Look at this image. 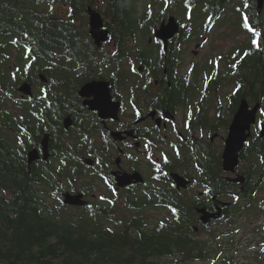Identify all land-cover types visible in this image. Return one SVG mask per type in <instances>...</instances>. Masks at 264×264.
I'll return each mask as SVG.
<instances>
[{
    "label": "trees",
    "instance_id": "trees-1",
    "mask_svg": "<svg viewBox=\"0 0 264 264\" xmlns=\"http://www.w3.org/2000/svg\"><path fill=\"white\" fill-rule=\"evenodd\" d=\"M2 1L8 9H0V264H215L221 259L225 264H236L225 255L228 246L235 244L225 237L235 231L229 229L219 235L212 226H232L241 217L257 219L264 215V137L253 135L245 144L239 171L246 180L241 184L222 177L225 172L220 153L200 156L196 162L199 170L208 172L210 186L222 188L220 195L229 205L216 223L198 221L196 234V202L183 197L170 181L129 191L123 206L114 203L115 198L77 208L79 213L65 205L60 192L89 189L82 184L93 172L82 156L72 157L63 150V140L56 136L57 115L47 116L45 102V94L54 102L60 96L70 98L71 91L75 93L91 78L114 80L112 72L122 66L124 57L144 64L145 73L152 71L159 83L168 85L170 81L174 93L164 98L166 104L173 99L183 104L198 99L204 81L198 86L197 75L194 84L179 76L182 46L194 36L200 40L203 32L218 22H228V17L221 18L228 13L232 0H146V9L140 0H71V8L60 0ZM90 4L97 6L107 22L117 45L113 55L84 49L83 40L74 42L86 35L87 27L76 22L88 18ZM166 9L181 11L180 20L189 22L170 42L168 53L161 42L149 45L153 50L142 48L146 36L166 17ZM233 11L236 20L230 27L235 26V35L248 33L249 41L226 53V70L212 74L208 93L202 96L208 100L211 91L234 86L225 96L230 116L224 120L227 129L243 99L252 105L262 104L259 117L264 121L263 12H257L256 0H238ZM245 16L260 36H253L245 27ZM253 39L256 45L251 43ZM133 61L130 75L139 77ZM41 73L47 77V84H39ZM26 81L34 86L33 97L19 92ZM209 110L211 113L210 105ZM48 122L54 131L48 129ZM209 123L216 121L210 118ZM45 133L50 135L55 156L30 165L28 153L41 149ZM178 158L173 160L176 165L181 162ZM186 167H193L189 157L177 169ZM49 196L58 203L50 202ZM258 264H264V257Z\"/></svg>",
    "mask_w": 264,
    "mask_h": 264
},
{
    "label": "flooded vegetation",
    "instance_id": "flooded-vegetation-1",
    "mask_svg": "<svg viewBox=\"0 0 264 264\" xmlns=\"http://www.w3.org/2000/svg\"><path fill=\"white\" fill-rule=\"evenodd\" d=\"M61 1L62 5L71 8V0ZM88 8L89 5L88 18L85 16V19L76 22L87 27L86 35L78 37L74 42L80 43L83 40L84 49L92 48L99 52L100 48L95 45L89 33ZM0 9H8V4L2 1ZM108 42L114 44L111 37ZM115 48L117 50V45ZM122 59V66L116 67L112 72L114 80L91 78L81 84L75 93L71 91L68 94L70 98L60 96L57 102L45 94L47 116L57 115L56 136L63 140L65 152L72 157L82 156V160L85 157L95 160V164L89 166L96 172L91 179L103 181L110 191V194L102 195L105 196L102 201L108 202L109 196H112L125 202L129 191L151 184L157 187L170 181L183 197L196 202L193 217L196 221L195 233L198 234V221L201 222L203 215L198 210L217 212L219 206L216 205L215 198L222 202L227 201L224 195H220L222 188L210 186L208 172L202 173L196 163L200 156H208L209 153H220L222 159L225 137L220 132L222 133L223 128L226 129L225 118L218 111H213L214 116L210 117V97L208 100L202 99L208 93L204 89L198 99L193 98L188 104L175 99L170 105L166 104L164 98L173 97L174 93L170 89L173 86L170 81L168 85L159 83V79L148 69L146 73L140 72L139 77L131 76L126 67L129 58ZM83 69L84 67L79 68L78 71ZM164 72H168L167 68ZM94 79H106L110 82V101L97 105L94 91L81 95L83 86ZM160 85L162 86L159 90ZM210 118L216 123L210 125ZM48 127L54 131L51 123ZM220 137L222 143L217 142ZM50 155L55 156V149L51 144ZM174 157L181 159L178 165L173 162ZM186 157L190 158L193 167L178 170L177 166L183 165ZM124 172H139L145 183L119 187L117 179ZM173 172H179L189 182L187 187L177 188L171 176ZM222 177L225 178L226 175L223 174ZM82 192L88 198L89 191ZM225 207L227 206H220L222 217ZM218 220L211 222L216 223Z\"/></svg>",
    "mask_w": 264,
    "mask_h": 264
},
{
    "label": "rangeland",
    "instance_id": "rangeland-1",
    "mask_svg": "<svg viewBox=\"0 0 264 264\" xmlns=\"http://www.w3.org/2000/svg\"><path fill=\"white\" fill-rule=\"evenodd\" d=\"M141 5L143 9H146L147 6L145 4L146 0H140ZM238 0H232V2L227 6L228 7V13L225 15L223 14L221 20H224L228 17V22H225L220 25V22L213 28L210 32L205 33L201 36V40H198L196 36L192 37L188 43L184 44L182 46L183 54H182V61L183 65L181 67V71L179 73V76L182 75L186 81L190 84H194L195 76L197 75V84L198 86L203 85V81L209 76L214 73L215 71H219V73H224L226 70V60L225 55L226 53L234 46H238L241 44L246 43L249 41L250 35L246 32L240 33L235 35V26L230 27V24L235 22L236 20V14L233 11V8L235 7ZM143 12V10H141ZM165 19L161 22H165L164 25L167 26L169 22L167 21L168 17L171 15L173 18H182L181 11L178 12L177 9H174L173 11L166 9L164 10ZM179 16V17H178ZM263 18H264V12H263ZM161 22L157 25V29L160 28ZM180 21V23H188ZM207 37V41H204V38ZM153 39V42H152ZM156 39L152 38L151 35H147L145 38V42L141 43L140 45L142 48H147L150 50H153L151 48V45L155 46ZM206 42V43H205ZM90 43V42H89ZM199 44V45H198ZM150 45V46H149ZM198 45V46H197ZM99 51L103 53H110L113 55L116 48L115 45L111 42H105L99 47ZM155 50V49H154ZM196 52V53H195ZM195 53V54H194ZM133 60H130V64ZM135 62V61H133ZM136 63V62H135ZM138 62L135 64V66H138ZM126 67L130 70L131 65H129V60L126 62ZM163 75H165L163 73ZM178 76V74H176ZM42 83L39 84H45L46 80H42ZM36 85L38 90H41L40 86ZM35 87V88H36ZM234 89V86H224L220 89H216L214 91L210 92V101L208 104L210 105V108L212 109V112L210 113V117L214 116V112L219 111L220 115L222 117H230L227 112V101L225 100V96L227 93L231 92ZM222 99L220 101L219 99ZM217 107V108H216ZM260 120V118H259ZM221 135H223L225 138L228 135V129L226 127L223 128ZM259 136V131L257 128L254 130V135ZM217 142L222 143L221 137L217 140ZM90 171L93 172L92 175L88 176V178H85L83 181L85 183L82 184L84 187H88L89 190L92 191L89 193V200L91 201L90 204L100 201L103 199L106 194H110V191L106 184L98 179H91V176L96 175V172L94 170ZM121 188H124L120 186ZM67 193V192H66ZM102 193V194H100ZM93 194H97L95 198L93 197ZM138 194L142 195L143 192H139ZM60 195L63 196L62 191L60 192ZM48 200L50 202H57L56 199L53 198V196H49ZM89 202V201H88ZM117 204L123 205L124 201L122 199L117 200ZM89 204V205H90ZM75 212L79 213V210H74ZM162 217L163 214H160ZM261 217V218H260ZM214 230L219 231V235H222L224 231H227L229 229H232L235 231L234 234L231 236H226V241H229L230 239H233L235 244H230L227 248V251L225 255L231 259L236 264H258L259 260H263L264 257V215L259 216L257 219L255 217H241L239 222L229 226L228 224H216L212 226ZM255 231V232H254ZM222 240V238H221ZM163 264H168V261H165ZM196 264H210V262H199ZM215 264H225V262L221 259Z\"/></svg>",
    "mask_w": 264,
    "mask_h": 264
},
{
    "label": "water",
    "instance_id": "water-1",
    "mask_svg": "<svg viewBox=\"0 0 264 264\" xmlns=\"http://www.w3.org/2000/svg\"><path fill=\"white\" fill-rule=\"evenodd\" d=\"M264 8V0H257V11L259 14L262 13ZM91 14V35L95 39V42L98 46H101L103 42L108 40V30L102 29L104 26V21L100 13H98L93 8H89ZM179 24L176 19L171 17L169 24L167 26L162 24L159 30H156V35L161 38L165 43V48L168 46V40L173 38L179 32ZM43 80H45V76L43 74L40 75ZM109 82L101 80V81H91L86 83L81 89V95L86 94L89 91H94L96 93L95 102L98 104H104L110 101V90H109ZM19 92L24 95H28L33 97V87L30 82H24L19 87ZM261 109V104L257 103L253 107H251L250 103L247 99H243L240 102V105L232 119V122L229 127V133L226 138V145L223 152V169L225 172L235 173L237 167L240 163V155L244 150L246 142L252 136L253 126L257 124V115ZM260 136L264 137V123L261 125ZM42 152H40L37 148L32 149L28 153L29 164L31 165L34 161L41 159V153L43 155L44 160L49 158V135H45L42 140ZM86 163L92 165L94 161L91 158L86 159ZM173 178L177 183V187H187L188 181L180 176L178 173L173 174ZM135 180V181H134ZM230 181H239L244 183L246 178L243 174L237 175L235 178H229ZM133 182H144V179L141 177L139 173L128 174L124 173L121 176H118V185L126 186ZM64 203L68 205L74 206H85L88 201L84 199V195L82 193L78 194H65ZM223 205H227L228 203H222ZM201 213H203L201 220L204 224H207L211 219H216L221 216V212L212 213L208 212L206 209H200Z\"/></svg>",
    "mask_w": 264,
    "mask_h": 264
},
{
    "label": "snow or ice",
    "instance_id": "snow-or-ice-1",
    "mask_svg": "<svg viewBox=\"0 0 264 264\" xmlns=\"http://www.w3.org/2000/svg\"><path fill=\"white\" fill-rule=\"evenodd\" d=\"M244 25H245V27L249 28V31L252 32L253 36H260L259 32H256L254 28L249 26V21H248V17L247 16L244 17ZM251 43L253 45H256L257 44V40L253 39L251 41ZM244 55H247V53H244Z\"/></svg>",
    "mask_w": 264,
    "mask_h": 264
}]
</instances>
